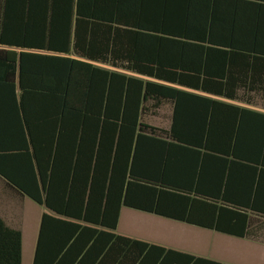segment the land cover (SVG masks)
I'll return each instance as SVG.
<instances>
[{
	"label": "trees",
	"instance_id": "16d2710c",
	"mask_svg": "<svg viewBox=\"0 0 264 264\" xmlns=\"http://www.w3.org/2000/svg\"><path fill=\"white\" fill-rule=\"evenodd\" d=\"M254 1L0 0V115L38 169V182L10 183L53 213L41 216L32 264H94L111 248L148 257L152 246L114 233L122 208L192 225L205 197L212 221L197 226L237 238L258 226L244 211L260 210L254 198L240 203L232 190L240 169L252 181L264 170V113L164 85L264 110ZM185 99L190 117L180 114ZM162 100L174 104L168 131L141 121L145 104ZM45 160L51 171L56 160L67 165L57 191ZM206 165L211 191L201 185ZM156 250L155 262L170 252ZM0 264H21V233L1 220Z\"/></svg>",
	"mask_w": 264,
	"mask_h": 264
},
{
	"label": "crops",
	"instance_id": "0c3cea01",
	"mask_svg": "<svg viewBox=\"0 0 264 264\" xmlns=\"http://www.w3.org/2000/svg\"><path fill=\"white\" fill-rule=\"evenodd\" d=\"M251 12L254 15L253 24H255L256 26V35H264V0H255ZM29 52L40 55H53L52 53H47L44 51L31 50ZM164 85L173 89H179L187 93L195 94L210 100H215L227 105H234L250 109L256 112L264 113V110H262L259 106L249 107L245 106L244 104L238 101H231L224 98L203 94L200 92L186 90L185 88L177 85ZM254 99V102L256 103L261 102L257 99V97H254ZM192 102H194L192 101V99H185L184 108L182 109V112H180V114H182L184 117H190L194 113H196L195 109L192 107ZM173 107V101L162 100L157 105L152 101H148L145 104L144 112L141 115V121L158 130L168 131L172 122ZM37 123H35L36 126H41V128L43 129L46 121H37ZM12 124L13 122L11 120H7L3 115H0V220L8 229L19 231L21 233L22 263V227H24L25 222L30 219V213H34L33 222L36 221V215L39 216L36 239L41 216L43 214L53 215V213L49 212L45 207L33 203L27 197L22 196L15 189V187L11 185V183L15 182L30 184L32 180L37 181L38 179V169L36 167V164L33 160L29 161L26 157L28 154L32 159L33 151L31 147L28 148V151L26 148H18L19 144L17 142H20V137L13 134ZM47 135L48 133H46V131H39L36 134V137L34 136V141H43ZM53 148L54 147L47 148L45 150L46 154L52 151ZM37 150L36 151L38 156L42 158L45 155L44 149H42L41 147ZM60 150L64 152L65 145L63 147H60ZM50 162L51 161L47 160L41 161L40 166L42 168V172L44 173L45 181L47 182L50 179L52 185L56 187L57 191L59 187H62V185L65 183V166L67 165L65 163V160H56L55 164L53 165L54 169L51 171L50 166L52 165H50ZM208 170L211 171L212 167H208V165H206V175L204 179L201 180V185L205 191H211V189L214 187L213 185L215 182L213 178L209 176ZM240 170L241 171L237 175V180L235 183L236 185L232 190V194L237 196V199L238 201H240V203L250 204V202L254 198V200L256 201V206L260 208L258 212H246V210H244L245 213L251 215L256 219L255 221L258 225L257 227H251L250 235L248 237L237 238L234 236L220 234L201 226H197L199 225L198 223H207L212 221V209L204 204L209 203L210 200L205 197L196 198L199 199L198 201L201 202L194 203V207L190 212V220L192 221L191 223H194L192 225L132 209L131 210L135 212L131 213L130 211H126V219H129L132 222L135 221L136 227L134 231H129V233L132 234L128 235L118 234L120 221L122 220L123 216L122 212L124 208H122L120 210L117 228L114 233L118 236L126 237L133 241L142 242L147 244L148 246H152V248L145 249L142 251V253H145L147 251H149L150 253L148 257L146 256L145 258L142 256L135 257V255H133V251L128 253L127 255H118L117 251L111 250V248L110 250L104 251L108 252L106 256L98 257L96 260H94V264H264V259H261L264 258V218H262L264 217V170H257L253 181L251 179V171L249 169L244 168ZM259 175L260 177H258ZM166 204L170 203L167 202ZM36 209L39 212H37ZM181 212L184 213V216H186V209L182 207ZM156 220H162V222L170 223L173 227L177 226L178 228L188 229L190 231V234L187 238V241L179 240L173 236H166L163 238H150V235L146 233L148 232V230H145L144 225L156 223ZM202 232H214L223 235L227 239H235L236 242L232 243V247H236V255H223L219 256V258H215L214 256H207L201 253L199 249L201 248V246L204 245L205 238H203L204 235H200L197 233ZM167 234L172 235L171 233ZM114 244L115 245L113 246H122L116 245V242H114ZM95 246L111 247L112 245L100 244ZM154 247L162 248L170 252L167 253L166 256L160 258L158 262H155V256L156 254H158V250H156V248ZM115 248L116 247H114V249ZM246 249H249V251L246 252ZM252 256L254 257V260L250 259ZM188 257H193L194 259L199 260L192 261L189 260Z\"/></svg>",
	"mask_w": 264,
	"mask_h": 264
},
{
	"label": "rangeland",
	"instance_id": "374dc122",
	"mask_svg": "<svg viewBox=\"0 0 264 264\" xmlns=\"http://www.w3.org/2000/svg\"><path fill=\"white\" fill-rule=\"evenodd\" d=\"M36 211L39 212L37 209ZM126 211H130L131 213L135 212L128 208L123 209L122 212L123 216H122V220L120 221L118 234H125V235L132 234L129 233V231H134L136 228L135 221L132 222L131 220L126 219L125 217ZM33 215L34 213H30L29 215L31 216L30 219L27 220L25 222V226L22 227V263L21 264H32L33 251H34L36 233H37L38 221H39V216L36 215V221L33 222ZM156 221H157L156 223H150L149 225H144L145 230L146 231L148 230V232L146 233L150 235V238L152 237L163 238L166 236H173L179 240L187 241V238L190 234V231L188 229L178 228L177 226L173 227L172 224L167 222H162V220L161 221L156 220ZM167 233H171L172 235ZM197 234L204 235L203 238H205L204 241L205 246L203 245L199 249L201 253H203L204 255L214 256L215 258H219V256H223V255H227V256L236 255L237 249L236 247L235 248L232 247V243L236 242L235 239L230 240L224 237L223 235L214 232H202ZM248 251L249 249H246V252ZM250 259L254 260V257L252 256ZM261 259L263 260L264 258Z\"/></svg>",
	"mask_w": 264,
	"mask_h": 264
}]
</instances>
